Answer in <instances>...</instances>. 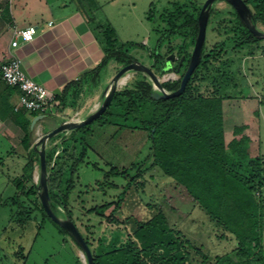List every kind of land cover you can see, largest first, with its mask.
<instances>
[{
    "label": "rangeland",
    "instance_id": "obj_1",
    "mask_svg": "<svg viewBox=\"0 0 264 264\" xmlns=\"http://www.w3.org/2000/svg\"><path fill=\"white\" fill-rule=\"evenodd\" d=\"M192 1L87 0V11L95 16V24L107 22L111 24L117 43L143 44L144 46L131 47V55L150 67L160 77L162 83H165L178 80L185 72V70H172L165 74L161 72L169 55L176 56L173 65L177 64L179 46L183 40L175 38L171 42H166L161 48L163 62L160 66H155L151 50H154L160 37L155 27L162 29L167 26V22L161 20L165 10L172 9L177 3L191 6ZM194 1L202 7L207 0ZM249 8L254 12L253 4H250ZM233 11L234 8L228 0H216L212 4L204 43L205 53L215 49L217 57L210 58L192 77L189 95L223 98L226 141L229 142L233 137L238 140L247 137L243 144L247 156L237 157L245 165H251L257 158L264 162V38L256 44L236 47L234 38L237 24ZM257 28L264 31V25L260 22L257 23ZM193 49L194 46L189 48L191 54ZM111 67L102 73L104 78L107 71L106 75L110 78L103 91L104 96L99 98L97 109L103 103L112 79L123 65L116 63L112 70ZM138 73L139 71L126 73L125 76H129L127 83L119 84L117 91L128 87ZM144 74L153 83L149 75ZM91 103L92 101L86 102V110ZM153 111V106L135 111L127 100L121 99L117 107L111 108L112 116L103 118L107 121L106 124L98 121L91 123L92 130L86 136L89 144L87 160L91 163L96 162L98 168L102 170L97 167L88 170L87 166H83L74 175L73 190L68 204L74 222L80 231L90 238L94 247L98 245L99 239L103 247H108L109 242H122L128 233H132L134 222L125 221V218L135 211L145 219L152 214L148 207L151 204L164 211L168 224L188 241L195 259L201 260L202 254H206L213 260L217 255L232 251L236 246L232 235L213 221L201 206L195 204L186 188L166 175L159 166H147L136 178L134 188L126 202V210L116 212V221L107 218L114 206L104 211V218L90 211L103 199H109L108 196H101L93 186L95 181L102 178L104 170H109L111 166L120 170L127 167L132 169L133 173L139 174L138 167L149 153V132L131 128L124 122L127 120L139 123L151 120ZM236 127H241V131L233 134ZM47 132L39 128L34 130V148L37 146V150L42 149L38 141ZM70 134L71 130L59 133L47 142L46 147L50 149L59 145L52 165L58 163V168H62L63 171L72 165L82 151L80 133L75 139L69 138L68 145L63 144ZM11 150L12 147L7 140L0 136V157L6 161L2 163L0 159V264H77L78 261L88 264L86 254L75 239L60 232L52 220L43 216L39 209L41 203L38 197L24 198L26 206L38 207L37 210L29 212L27 209L28 212H18L19 207L12 202V197L18 192L13 180L17 174H22L24 165L16 164L14 170L9 169L7 153ZM147 164L142 167H146ZM47 172L51 173L50 168H47ZM110 180L119 183L124 181L122 177H112ZM34 181L40 187L41 166L38 160L34 163ZM61 191L65 192L64 182ZM38 192H41L40 188ZM257 194L264 199V185ZM58 209L60 211L58 216L68 219L64 208L60 206ZM262 228L264 231V212Z\"/></svg>",
    "mask_w": 264,
    "mask_h": 264
},
{
    "label": "trees",
    "instance_id": "obj_2",
    "mask_svg": "<svg viewBox=\"0 0 264 264\" xmlns=\"http://www.w3.org/2000/svg\"><path fill=\"white\" fill-rule=\"evenodd\" d=\"M73 2L86 17L105 52V56L94 70L95 73H99L111 60L123 66L136 60L131 55L130 49L137 45L144 46L143 44L117 43L115 31L109 22L95 24V16L87 11V0H73ZM244 2L248 7L250 4L254 5V12L250 8L248 12L252 23L256 26L258 22L264 25V0H244ZM232 6L235 24H237L235 46L242 48L245 45L258 43L262 38L249 29L243 19L242 9L233 4ZM201 9L202 7L193 0L191 6L186 3H177L172 9L165 10L161 20L166 21L167 26L162 29L155 27V30L160 33L156 47L151 50L155 58V66H160L163 62L162 46L175 38H182L178 62L176 65L172 64L168 72L186 70L191 57L189 48L195 45L199 33ZM215 51L214 49L206 54L204 43L201 61L192 77L210 58L217 57ZM161 72L165 74L163 70ZM192 77L183 94L170 98H154L153 83L141 71L128 87L115 92L107 110L93 123L98 121L106 124L107 121L103 118L112 116L111 108L117 107L121 99L127 100L129 106L135 111H140L146 106H153L151 120L139 123H131L127 120L124 122L131 128L149 132V153L138 167L139 174L133 173L132 169L127 167L120 170L111 166L109 170H104L102 178L95 181L93 186L101 196H108L109 199H103L90 211L104 218V211L114 206L107 218L110 221H116V212L126 210V202L134 188L136 178L147 166H159L166 175L171 176L178 184L186 188L195 204L201 206L213 221L223 226L232 235L236 241L235 248L226 254L215 256L213 260H210L206 254H202L201 260L195 259L188 241L168 224L164 211L151 204L148 207L152 214L145 219H142L135 211L125 218V221H133L134 224L132 233H128L124 241L117 243L111 241L107 244L108 247H103L99 239L98 245L94 247L90 238L82 233L74 222L73 213L68 207L73 190V178L77 170L83 166H87L88 170L98 168L96 162L91 163L87 160L89 144L86 136L92 130L91 122L71 130L70 137L63 141V144L68 145L69 138L75 139L78 133L81 134L82 151L66 171L58 168L56 162L52 165L59 145L46 149V163L51 171L47 174L50 205L57 215L60 212L58 208L60 206L64 208L68 219L74 222L90 247L94 264H264L262 228L264 199L257 194L264 185V162L257 158L251 165H245L238 160V157L247 156V151L243 147L247 137L239 140L233 137L229 142L226 141L223 98L189 95ZM181 78L163 83L164 88L175 91L180 86ZM79 85V81L66 85L62 94H57L60 103L66 104L69 92L73 88L78 92ZM29 126L30 120H24L23 143L28 152V161L22 176L14 180L18 193L12 197V202L20 209L19 213L28 212L27 209L29 212L38 209V207L26 206L24 198L38 197L41 203L38 192L40 187L33 178L34 163L36 160L40 162V157L37 150L30 149L32 133ZM240 131L241 127H236L233 134ZM146 163L148 164L143 168L142 166ZM112 177H122L124 181L122 183L112 181L110 180ZM63 182L65 183L64 193L61 191ZM112 190L119 192L114 193ZM39 209L43 216L45 215L55 223L60 232L71 235L46 213L42 203ZM77 264L82 263L78 261Z\"/></svg>",
    "mask_w": 264,
    "mask_h": 264
},
{
    "label": "crops",
    "instance_id": "obj_3",
    "mask_svg": "<svg viewBox=\"0 0 264 264\" xmlns=\"http://www.w3.org/2000/svg\"><path fill=\"white\" fill-rule=\"evenodd\" d=\"M31 25L38 28L35 39L14 48L11 45L14 31ZM104 56V49L94 30L73 0H0V64L12 57L21 58L26 71L35 80L59 95L69 83L80 82L79 91L73 88L66 104L61 103L59 114H39L16 110L21 92L8 85L0 72V136L12 147L7 153L9 169L14 170L16 164L25 166L28 161L23 143L24 120H30V149H33L35 129L49 132L62 121L78 122L97 110L99 98L104 96L103 91L110 78L106 75L108 67L112 66V70L118 63L111 60L99 73H95ZM88 101L92 103L86 110ZM38 116L41 118L32 126ZM0 159L2 163L6 162L3 157ZM22 174H17L14 180Z\"/></svg>",
    "mask_w": 264,
    "mask_h": 264
},
{
    "label": "water",
    "instance_id": "obj_4",
    "mask_svg": "<svg viewBox=\"0 0 264 264\" xmlns=\"http://www.w3.org/2000/svg\"><path fill=\"white\" fill-rule=\"evenodd\" d=\"M216 0H207L200 11L199 15V33L196 39V43L194 45L193 52L190 57L189 64L181 78V83L178 89L175 91H168L164 88L163 83L158 77L154 71L148 67L147 65L141 63L138 60H134L133 62L124 65L118 73L114 76L112 79V84L110 86L109 91L107 92L105 99L103 103L100 105V107L91 115L86 117L85 119L74 122V121H62L57 127H55L53 130L47 132L45 135H43L40 140L38 141L39 144H41L42 149L37 150V146L35 147V150L38 151L39 157H40V166H41V182H40V189L41 192H39L41 203L43 205V208L45 209L46 213L59 225L64 227L71 236L77 241L79 246L82 248L84 253L87 256L88 264H94L92 252L90 250V247L88 246L87 242L85 241L83 235L77 228V226L74 224V222L70 219H62L60 218L52 209L50 205V196H49V188H48V176H47V163H46V145L47 142L54 136L58 135L61 132L73 130L79 127H82L84 125H87L94 120L98 119L100 116L103 115V113L107 110L109 105L111 104V101L115 95V92L118 89L119 81L120 79L128 72L130 71H141L143 73H146L149 75L151 80L154 84V92L152 96L154 98H170L175 96H180L185 92L186 86L190 78L192 77L193 73L197 69L201 58H202V48L205 42L206 33H207V26H208V19H209V13L212 4ZM230 3L235 5L238 8H241L244 12L242 14L243 19L249 29L258 37L264 38V31H261L257 28L256 25H254L249 18L248 12L249 7L244 2V0H228ZM176 56L174 54H171L167 57V62L165 67H163V71L167 73L171 68L172 64L175 61ZM45 116V115H41ZM41 116H38L33 120L32 126L36 123V120L41 118Z\"/></svg>",
    "mask_w": 264,
    "mask_h": 264
},
{
    "label": "built area",
    "instance_id": "obj_5",
    "mask_svg": "<svg viewBox=\"0 0 264 264\" xmlns=\"http://www.w3.org/2000/svg\"><path fill=\"white\" fill-rule=\"evenodd\" d=\"M38 28L34 25L14 31L11 45L18 48L21 43H28L35 39ZM3 80L10 86L20 90V101L16 110H27L39 114L55 112L59 114L61 106L57 94L45 84L35 80L25 69L19 57H12L0 64ZM73 121V120H66ZM47 147V145H46Z\"/></svg>",
    "mask_w": 264,
    "mask_h": 264
},
{
    "label": "bare ground",
    "instance_id": "obj_6",
    "mask_svg": "<svg viewBox=\"0 0 264 264\" xmlns=\"http://www.w3.org/2000/svg\"><path fill=\"white\" fill-rule=\"evenodd\" d=\"M129 78V76H123L121 79H120V81H119V84H124V83H127L126 81H127V79ZM123 87V86H122Z\"/></svg>",
    "mask_w": 264,
    "mask_h": 264
},
{
    "label": "flooded vegetation",
    "instance_id": "obj_7",
    "mask_svg": "<svg viewBox=\"0 0 264 264\" xmlns=\"http://www.w3.org/2000/svg\"><path fill=\"white\" fill-rule=\"evenodd\" d=\"M243 12H244V11L242 10V14H244Z\"/></svg>",
    "mask_w": 264,
    "mask_h": 264
}]
</instances>
